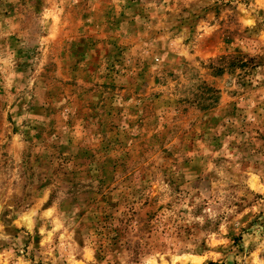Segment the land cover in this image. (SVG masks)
I'll use <instances>...</instances> for the list:
<instances>
[{"label":"rangeland","instance_id":"1","mask_svg":"<svg viewBox=\"0 0 264 264\" xmlns=\"http://www.w3.org/2000/svg\"><path fill=\"white\" fill-rule=\"evenodd\" d=\"M0 264H264V0H0Z\"/></svg>","mask_w":264,"mask_h":264}]
</instances>
